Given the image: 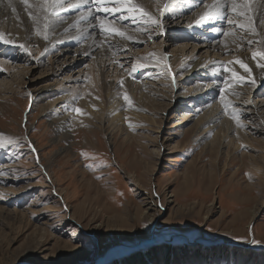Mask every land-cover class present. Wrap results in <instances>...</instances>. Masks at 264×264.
<instances>
[{"label": "rangeland", "instance_id": "obj_1", "mask_svg": "<svg viewBox=\"0 0 264 264\" xmlns=\"http://www.w3.org/2000/svg\"><path fill=\"white\" fill-rule=\"evenodd\" d=\"M187 1L177 0L171 5V10L180 5L182 16L170 13L159 16L166 23L164 36L155 25L147 26L157 36L147 44L128 43L131 47L127 50L137 53L146 45L152 47L154 42L162 45L167 60L177 54H173V49L182 44L191 47L185 50L187 55L190 51L196 56L206 52L205 48L199 49L200 42L190 37L182 41L179 33L199 38L213 34L212 24L205 28L188 25L192 13L194 19L200 16V7L211 0L198 2L191 11ZM66 4L61 0L58 9L67 7ZM85 8H74L72 14L56 11L57 15L49 18L47 29L40 24L41 32H55L48 45L57 42L58 46H65L60 51L67 52L61 57L72 61L69 70L62 68L57 72L61 67L58 63L55 74L49 75L47 57L60 58L53 47L44 55L40 53L37 62L42 66L38 68L36 62L32 64L36 45L15 40L32 49V56L13 45H0V61L7 57L11 66L27 70L24 76L18 73L15 77L10 75L11 69L5 68L6 71L0 65L3 68L0 81L6 78V90L0 94V134L16 141L15 145L5 141L6 146L0 148V264H27L31 260L33 264H95L101 257L99 264H264V250L255 249L264 246V106L259 104L264 91L259 89L258 95L235 88L240 99L236 96L232 100L228 112L236 114L239 126L230 115L224 118L233 121L243 136L237 134L236 142L233 132L221 133L213 147L206 142L212 139L214 130L204 126L205 120L199 123L195 120L213 107H218V116L223 119L225 110L220 95L223 80L216 83L213 96L207 99L203 96L204 101L200 102L193 88L203 87L200 94L206 96L211 92L205 89L206 83L195 82L194 75L178 79L163 60L164 66L152 67L145 74L134 75L138 70L129 73L138 90H142L137 99L121 90L113 91V97L104 96L105 110L96 93V97L85 98L73 89L74 83L75 86L87 83L81 70L91 57H86L85 51L72 57L80 45L74 46L71 38L83 30L93 38L95 34L87 32L84 25L99 26L98 21L94 24L73 18ZM88 8L93 9L92 3ZM120 15L111 17L114 24L121 25ZM123 15L130 18L127 13ZM234 16L228 25L231 29L234 26L239 36L246 34L236 27L239 18ZM138 20L141 19L137 16L133 24L128 21L124 25L138 27ZM213 20L218 23L217 17ZM173 22L178 25L173 26ZM167 24L172 29L166 30ZM63 25L65 30L60 32ZM33 28L34 36L42 39L36 34L37 27ZM173 36L178 38L176 42ZM222 37L209 40L216 42L219 38L216 43L220 45ZM84 39L83 44L89 41ZM93 49L90 51L95 52ZM218 53L211 55L223 59V52ZM143 55L139 54L137 59ZM121 61H113L114 68L117 65L118 72L128 74L132 59ZM53 82L56 85L61 82L63 87L51 85L49 90L40 91ZM16 87L21 91L18 94ZM261 88L264 90V86ZM36 92H40V97L32 96ZM179 100L183 102L178 103ZM52 101L54 104L44 109ZM243 102L253 109L252 122L244 116ZM90 111L102 115L101 125ZM120 113L123 115L119 116ZM61 116L73 124L69 141L60 127ZM86 117L94 124L89 121L90 126H79L78 121ZM182 117H187L182 120L184 123L180 121ZM111 118L112 122H126L124 130L132 134L126 143L122 142L125 134L117 133L110 125ZM151 239L157 240V244L126 255L129 249ZM253 239L256 244L251 243ZM117 245L128 253L112 261L104 259L106 251Z\"/></svg>", "mask_w": 264, "mask_h": 264}, {"label": "bare ground", "instance_id": "obj_2", "mask_svg": "<svg viewBox=\"0 0 264 264\" xmlns=\"http://www.w3.org/2000/svg\"><path fill=\"white\" fill-rule=\"evenodd\" d=\"M32 1H34V2H32ZM176 1L177 0H133L134 3L140 4L145 10H147L148 12H151L152 15L155 14V16H158V17L160 16V13L158 12L160 7H163L164 5L169 4V3L171 5H173ZM201 1H203V0H188L187 2L190 3L189 10L191 11V9L195 8L197 6L198 2H201ZM63 2H67L68 6L64 7V8L60 7V9L57 8L55 11H60V13L58 12L59 14H61V13L72 14L74 8H81L83 6H86L87 8L81 9L80 11H77L75 13V15L73 16V18L74 19L80 18L83 20L85 19L87 21L90 20L94 24L97 23L96 20L94 19V17L96 16V14L94 12L95 9L93 8L94 9L93 10L92 8H88V6H90L91 3L79 2V4H78L77 0H62V3ZM218 2L220 3L221 11H220V14L218 16H215L214 13L216 11L213 8V5L217 4ZM36 3H37V0H28V4L32 5V7H26L23 0H0V32L4 33L8 39L22 40V41H25V43L29 46L36 45L35 46L36 51H34L35 56L32 59L33 60L32 64H34V62H36L37 66H35V67H38V68L42 66V63L37 62L38 56L40 55V53L41 52L44 53L45 51L52 49V47H53V49L55 48L54 51H57V53H59L60 58L52 57V56L47 57L48 58L47 59V66H49L48 68L51 71L49 74L50 76L52 74H55L56 71L57 72L61 71L62 68L69 70L71 67H73V64L71 65L72 61H67L66 56L61 57V56H63V55H61L62 53H67V52L60 51L61 48H64L65 46H58L59 44L57 42H55V43H53V42L49 43L48 42L49 45L47 44V41L49 40V38L50 39L52 38L50 36L55 32L48 33L49 30H46V32L45 31L41 32V34L38 36H41L42 39L36 38L33 34L34 33L33 32L34 31L33 25H34V27H37V24L33 20L32 15H31L30 19H28V15H30V13L37 14L35 12V4ZM9 4H11L12 7H9ZM179 6L180 5H178V9H177V7H175L173 10H171L172 9L171 8L170 9L171 11L168 10L165 13H170V15L181 14V16H182L184 11H183V8H181V7L179 8ZM13 8H15V12H13ZM90 9L92 12L91 16L89 15ZM201 9H202V11L200 12ZM248 9L249 10L247 11V15L251 18L252 27L255 28V33L251 32L250 30H244L246 34H241L239 36V34H237L236 31L234 30L235 29L234 26H232V29H231L230 26L228 25V21H227L229 19L228 18L229 15H231V14L235 15V13H233L231 11V0H211V2H206L199 9L200 16L195 17V19H194L195 13H192L193 17L192 16L191 17L193 19L190 20L191 18H189L190 21H188V23H189L188 25L191 26L193 24H197L199 27L205 28L206 26H209L210 24H212L213 27L215 28V29L213 28L214 29L212 31L213 34L211 33L212 35H208V38L207 37L199 38V37H196V35H189L190 33L185 34L183 31L179 33L180 37H182V41L184 39H188L190 37V39L195 40L196 42H200L201 45L199 46V49L205 48L204 51L206 50V52H203L204 55L201 53L200 55L196 56L192 53V51H190L191 53L187 55L184 52H185V50L188 51V49L191 47L190 46L187 47V44L186 45L182 44V45H179L176 49H173V54L174 53H177V54L173 55L168 60L164 59V57L166 55L163 54V52H162V48H163L162 45L160 46L159 44H156L154 42H152L153 43L152 47L150 45H148V46L146 45L142 51H137V53H132L131 50H127V48L131 47V46L129 47L128 43H130V45H131V43L137 44V43H141V42L147 44V41L149 42L150 39L156 35L155 31L154 32H151V30L149 31V28L144 24V22L142 20L137 21V23L140 25L138 27H135V28L134 27H128V26L124 25V23L125 22L127 23L128 21H129L128 24H130V25L134 23L135 19H131L130 16H129L130 18L125 17L124 20H119V23L121 25H119V24L113 25L114 27H117L120 30L125 31L127 36H131L133 38L132 40L123 39V38H120L118 36L110 37L109 35L106 38L105 34H101L99 26L97 27L96 25H84V26H86L85 28H86L87 32H92L91 34H93V35L95 34V36L93 38H90L88 33L87 34L84 33V30L82 32L78 31L77 34H79V36H81L83 39L80 38L79 36H77V37L73 36L71 38V42L74 43V46H75V43L80 45V48L78 47L79 49L75 48L74 51H76V52H73L72 57H74L75 53H76V55L78 53L80 55H82V54H84L83 53L84 51H85V54L87 52L86 57L87 56L91 57L90 60L86 61L87 63H86L85 68H83V70H81V72L83 71L82 76L84 78H86L87 83L83 84L81 86H78V85L75 86V83H74V87L73 86L72 87L76 91L81 92V94H83L85 96V98L87 96L96 97V94H97L98 98L101 102L100 105H103L101 107H104L105 110H107L105 100H104V96H106V94H110V96L113 97L114 95L112 96V94H111V93H113V91L116 93L117 91L121 90L124 93H126L127 96L132 95L133 97L135 96L136 99L140 96V94H142V90H140V89L138 90L135 80L133 78L129 77V73L132 72V69L134 66H135V69L138 70L134 75L139 76L141 74L147 73L148 71H151L152 67L153 68L154 67L159 68L160 66H164L163 65V60H164L165 63L168 64L167 67H168L169 72L171 74L176 73L178 79L179 78L185 79L187 76H193L194 75L195 76V82H198L200 85L203 82L206 83L207 87L205 89L206 90L208 89V91L211 90V92L209 94H207L206 96L201 95L203 93V87L195 86L193 88L195 96H197V97L200 96L198 98V100L200 102L204 101L202 98L203 96L205 99L209 98L210 95L213 96V94L216 91L214 88L217 87L216 83H218V81H221V80H223V89H225L224 94H225L226 102L228 101L229 104L232 103V100L234 98H236V96H237V99H240L239 93L235 94V96L232 98V95H233L232 93H237L236 91H238L237 89H235L237 87L242 92L249 90L248 91L249 93H252V91H254V93L257 92V94H258L259 89H260V92H263L264 90H262L261 87L264 86V69L257 67V61L259 60V58H257V60H253L252 59V52L256 51L258 49L264 48V43H256V41L264 42V13H263L264 12V0H249ZM209 12H211L210 16H208L205 19H201L202 16H205V14L209 13ZM97 14H100V13H97ZM262 14H263V16H262ZM231 16H230V18H232ZM215 17L218 18V23H214L216 21V20L215 21L213 20ZM238 18L237 19L239 21V24L240 23H246V21L244 20L243 17H241V18L238 17ZM182 21H184V20H182ZM65 22H67V21L65 20ZM40 24L42 26H44L43 16H41L39 27H41ZM165 24H163V28L165 27ZM171 24L173 26H175V25H178V22H173ZM171 24H167L166 30L172 29V28H168V26ZM197 25H195V26H197ZM73 26H75V25H73ZM145 27H147L146 31L143 30ZM137 28L141 29V31H137L136 30ZM64 30H65L64 25L59 27L60 32H63ZM72 31H73V29H72ZM225 31H227L229 33H234L235 39H234V36L232 34H230L228 36H224L223 32H225ZM67 32H68V30H67ZM158 32H160L159 29H158ZM194 32H196V31H194ZM70 33H72V32H70ZM44 35L48 36L47 40H45L43 38ZM161 35L164 36L165 32L161 33ZM222 35H223V37L221 39L220 45H219V43H216L219 38L216 40V42H214V40H209V38L219 37ZM84 37L89 39V41L85 44H83L85 42V41H83V40H85ZM149 37H151V38H149ZM173 39H174V42H176V39L178 40V38H176V37H174ZM249 40L253 41L251 46H249L247 43ZM45 41H46V45L44 46ZM116 41H121L122 43L119 44ZM109 45H111V47H109ZM154 45H155V47H154ZM93 47H95V50H96L95 52L90 51V49L91 48L93 49ZM80 49H82L83 51H81ZM113 49H116L117 52L113 53L112 52ZM192 50H193V48H192ZM210 50L212 52H210ZM30 51H32V49ZM119 51H121V52H119ZM218 51H220L219 52L220 54H222L221 52H223V57H224L223 59L217 58L219 56ZM213 52H217L218 56L217 57L212 56L211 54ZM143 53H144L143 57L140 59H137L138 55L143 54ZM208 53H209V55H208ZM55 55H57V54H55ZM84 56L85 55H83L82 57H84ZM13 58L14 57H12V59ZM127 58L132 59L131 71H129L128 74H125V73L121 74L117 70V65H116V69L114 68L113 63H115L117 61L123 62L121 60L127 59ZM12 59H10V60H12ZM237 59L242 60L248 64L249 68L252 70V76L255 78V81H256L255 85H252L250 83V80L248 78V73H245L243 71V69H241L239 67L238 64H235V63L229 64V61L235 62ZM1 61H3V60H1ZM113 61H115V62H113ZM58 63L61 65V67H59L56 71H54V69H56L58 66H60ZM261 63H264V61H261ZM10 64H11L10 61L0 63L1 67H4V69L5 68L11 69V72H12V74H10L11 76L17 77L18 73L19 74L22 73V75L24 76V74L26 73L25 71H27L26 68L24 70H22L21 66H20V68L16 67L17 65L15 67H13ZM118 64L122 66V63H118ZM221 65H227L228 67L237 71V73L239 75H242L246 78L245 81L243 83L232 84L230 73H224L222 68H221ZM112 69H113V71H112ZM28 71H31V70H28ZM20 76H21V74H20ZM5 79L6 78H4L3 80L0 81V94L4 93V90H6L5 89L6 88ZM69 80H71V79L69 78L66 82H68ZM226 80L229 81V84L227 86L224 83ZM211 81L213 83H209ZM19 82L20 81H18V83ZM121 82H123V83L121 84ZM210 84H212V85H210ZM51 85L61 87L62 83L60 82L59 84L56 85V82H53L49 86H45L43 89H40V91L49 90L51 88ZM15 89H17L16 94L21 92L19 90V87H16ZM115 89H117V90H115ZM217 91H218L217 93H219L220 90H217ZM36 93L32 94V96L33 97L35 96V98L40 97V92L39 93L36 92ZM220 95H221V91H220ZM177 96L179 97L180 95H176V97ZM230 97L232 99H230ZM210 99H213V98H210ZM180 102H183V100L178 101V103H180ZM52 104H54L53 101L50 102L49 104H46L44 109H49V106ZM190 104H191V101H190ZM259 104H260V106H264V97L263 96H262L261 100H259ZM242 105L246 108L244 110V116L246 117V120H251V122H252L255 119V115H253V113H254L253 109H252V111L249 109V106H247V102H243ZM255 110L258 112L259 109H255ZM57 111H58V109L55 107L54 112L56 113ZM110 112H113V109ZM257 112L255 114H257ZM90 114H94L93 116L98 120L97 123H100L99 125H101L102 115L95 114V112H92V111H90ZM218 114H220L218 107L217 108L213 107L211 110L206 111L204 115H202L201 117H199L195 120L196 123H199L202 120H205L204 126L205 127H212L211 129L214 130V134H212L213 135L212 139L209 142H206V144L210 145L209 147H213L215 145L216 138H217V136H220L221 133H223L222 135H224V133H226V132L227 133L233 132V136H236L237 134L240 136H243V131L236 128L233 121L230 122L224 118V115L226 116V114H223L222 120H220V118L222 116L221 115L218 116ZM122 115H123V113L119 114V116H122ZM61 119L62 120L60 121L61 122L60 127H61L62 131L64 132V136H66L65 137L66 141H67V139L69 141V139L71 138L69 130L73 124L69 123L68 120L65 118V116H63V117L61 116ZM186 119H187V117H182L180 119V121L184 123V121H186ZM182 120H184V121H182ZM89 121L91 122V124H94V121L91 119L89 120V118H87V117L79 120L78 123H79V126L80 125L88 126ZM124 122L125 121L122 122V120L112 122V118H111V124L110 125H113V129H115L117 133L121 132V133L125 134L122 142L126 143V141L130 140L129 137L132 134H129L127 132V130H124L125 128H123V124L125 125V123H126V122L125 123ZM216 128H217V130H215ZM235 140H236V142L239 141L237 136L235 137ZM238 147H240V144H238ZM149 207H150L149 204L146 205L147 210L149 209ZM180 239L181 238H179V240ZM206 243H209V242H206ZM129 250H131V249H129ZM126 252H127V249L126 248L124 249L122 247H119V248H116L113 250H108L105 253L104 259L112 261L115 258L120 257V255H122ZM103 260L100 263H103L104 262ZM31 261H33V260H31ZM31 261L28 262L27 264H33V262H31Z\"/></svg>", "mask_w": 264, "mask_h": 264}, {"label": "snow or ice", "instance_id": "obj_3", "mask_svg": "<svg viewBox=\"0 0 264 264\" xmlns=\"http://www.w3.org/2000/svg\"><path fill=\"white\" fill-rule=\"evenodd\" d=\"M24 4L26 7H32V5L28 4V0H23ZM61 0H37V3L35 4V12L37 14H32L33 20L37 24V30L36 34L40 35L41 34V29L39 27V23L41 20V16H43L44 20V29L48 28L49 24V18L52 16H56V9L60 6ZM79 2L83 3H92L93 8L95 9L96 13H103L104 15H96L94 19L99 22V29L101 34H105L106 38L108 35L111 36H118L123 39H128L132 40L133 38L131 36H127L125 31L120 30L117 27H114L115 21L111 19V17L116 16L117 13H121L119 16L120 20H124L125 16L123 13H127L132 19H135L137 16L144 22L146 26H152L155 25L156 28L159 29L161 33H163L164 28H163V23L160 19L166 11H168L171 8V4H166L163 7L159 8V13L160 17L153 16L152 13L148 12L145 10L140 4L134 3L133 0H78ZM248 4L249 0H231V11L235 13L237 17H243L246 23H240L237 24L236 27L241 29V30H250L251 32L255 33V28L252 27V22L251 18L247 15L248 9ZM78 6V5H77ZM9 7H12L11 4H9ZM213 8L215 11L219 14L221 11L220 3L218 2L217 4L213 5ZM13 12H15V8H13ZM92 12L91 9L89 10V15L91 16ZM211 15V12L206 13L205 16H202L201 19H205L208 16ZM228 23L232 24V20L229 18ZM137 31H141V29L137 28ZM143 30H147V27H145ZM232 34L235 39V34L234 33H229L227 31L223 32L224 36H228ZM45 40L48 39L47 35H44L43 37ZM151 38V37H149ZM248 45L251 46L253 43L252 40H249ZM256 43H264L261 41H256ZM0 45H13L15 47H18L21 51L26 53L28 56H32V53L25 44L20 43L17 44L15 40L8 39L4 33L0 32ZM111 47V45H109ZM41 55H44V53H41ZM259 60L257 61V67L264 69V63H261V61H264V48L258 49L256 51L252 52V59L253 60ZM166 59V56L164 57ZM3 62H9L8 58L5 57L4 61H0V63ZM238 64L241 69L245 73H248V78L250 80V83L252 85H255V78L252 76V70L249 68L248 64L245 63L242 60L237 59L235 62L229 61V64ZM221 68L224 73H230L231 75V83L236 84V83H243L245 81V77L242 75H239L237 71L233 70L232 68L228 67L227 65H221ZM135 66L133 67L132 71L134 72ZM0 71H3V68H0ZM123 82H121L122 84ZM226 86L229 84V81L224 82ZM225 89H221V103L223 104L225 114L230 115V118L237 120L238 126H239V120L236 114L233 112L229 114L228 109L231 106L228 102H226L225 98ZM235 95L236 93H232ZM125 100H128V97H124ZM74 111L79 112V109H74ZM5 141H7L8 145H15L16 141L11 138V137H4L2 134H0V148H4ZM252 244H256V240H251Z\"/></svg>", "mask_w": 264, "mask_h": 264}, {"label": "water", "instance_id": "obj_4", "mask_svg": "<svg viewBox=\"0 0 264 264\" xmlns=\"http://www.w3.org/2000/svg\"><path fill=\"white\" fill-rule=\"evenodd\" d=\"M166 243L168 244L169 242H166ZM155 244H157V240H154V239H151V240H149V241L143 242V243L140 244V246H138V247H134V248H132L131 250H129V253L126 254V255H129V254H131V253H134V252H136V251H138V250H144V249H146V248H148V247H150V246H152V245H155ZM119 247H122V246H121V245H117V246H114V247L110 248L109 250H113V249H116V248H119ZM123 247H124V246H123ZM255 249H256V250H260V249H263V250H264V246H263V245H261L260 247H259V246H258V247L256 246ZM101 258H103V257H101ZM101 258H100V259H101ZM100 259H98V260L95 262V264H99Z\"/></svg>", "mask_w": 264, "mask_h": 264}]
</instances>
